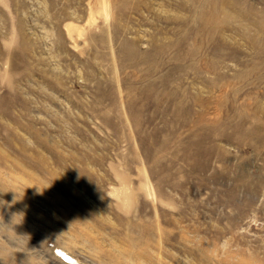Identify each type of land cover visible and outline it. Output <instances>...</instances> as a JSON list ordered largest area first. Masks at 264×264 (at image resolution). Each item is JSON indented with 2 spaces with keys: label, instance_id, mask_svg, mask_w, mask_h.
I'll list each match as a JSON object with an SVG mask.
<instances>
[{
  "label": "rangeland",
  "instance_id": "rangeland-1",
  "mask_svg": "<svg viewBox=\"0 0 264 264\" xmlns=\"http://www.w3.org/2000/svg\"><path fill=\"white\" fill-rule=\"evenodd\" d=\"M0 264H264V0H0Z\"/></svg>",
  "mask_w": 264,
  "mask_h": 264
}]
</instances>
